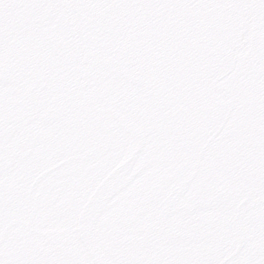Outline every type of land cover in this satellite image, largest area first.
<instances>
[{"label": "flooded vegetation", "instance_id": "af4514ba", "mask_svg": "<svg viewBox=\"0 0 264 264\" xmlns=\"http://www.w3.org/2000/svg\"><path fill=\"white\" fill-rule=\"evenodd\" d=\"M27 1L0 0V264H264V0L159 1L125 59Z\"/></svg>", "mask_w": 264, "mask_h": 264}, {"label": "rangeland", "instance_id": "374dc122", "mask_svg": "<svg viewBox=\"0 0 264 264\" xmlns=\"http://www.w3.org/2000/svg\"><path fill=\"white\" fill-rule=\"evenodd\" d=\"M34 1L33 2L32 0L27 1L29 2V4H31L30 10L36 11V12L39 11L41 14L44 11H53V10L59 11L62 8L60 2L59 1L57 2L56 0L55 1L45 0L44 2H40V3L38 2V0H34ZM159 1L162 2L161 4H163L164 10H171V9L175 10V8H171V6L169 5L175 4V2H178L179 0H157V1L155 0H63V4L66 9L74 12V14H72L73 22H77L75 12H79V14L76 13L78 16L82 14L85 16H88L87 22H88L89 30L90 31H94V29L98 30V41H101V38H100L101 30L99 27V19L104 18L106 30L108 31V28H109L110 32L112 33L111 38H108L109 40L108 42H112L114 39H116L115 43H120V47L116 49V52L119 53V55L118 56L116 55V56L119 58L125 59L127 56L124 53V48L126 47L128 48L129 46L135 45L129 42V40L132 41L133 40L132 37H134L131 34L132 29L134 30L135 25H139L141 21L146 20V12L148 11H149V14L150 13L153 14L152 15L153 19H157V15L159 14L158 11L160 8ZM236 1L237 3L242 2V0H234V1L229 0V2L224 3L223 6H228L231 10H236V6H235L237 5ZM24 4L26 5V3L22 1L21 7H23ZM221 5L219 4V2L217 4V7L211 5L210 8L205 10L204 15H207V14L215 15L213 12L219 11L220 16H225L224 10H222ZM94 8H98V9L93 10ZM240 8H242V6H240ZM101 11H103L102 16H100ZM47 14L49 15V13ZM30 15L37 16L38 13H30ZM116 16L119 17L121 21V23L117 26L119 33L116 31L115 24L113 23V19ZM62 18L66 19L65 17H62ZM41 20H43V23L41 25L43 28L45 29L50 28L51 24L49 23V20H51V18L45 17V18H41ZM169 25L170 24L164 25V26L168 27ZM177 26L178 24H174L175 29L177 28ZM77 31H79V28L76 29V33L80 35V33ZM69 34H70V38L72 34V38H71V45H72L76 42L75 30L72 28ZM86 34L87 33H85V36L87 37ZM92 34L93 33H90V32L88 34L87 39L89 40V42L96 41L94 35ZM27 35H29L32 39V37L35 35H38V33L37 34L29 33ZM115 48H116V44H115ZM111 52H112V49L110 50V53H109L110 56H111ZM155 56L156 55H154V57ZM163 56L165 58H169L165 54H163ZM161 80L158 79V81H161ZM123 83H124L123 81H120V84H123ZM126 83L127 82H125V84ZM127 86H130V85H127Z\"/></svg>", "mask_w": 264, "mask_h": 264}, {"label": "water", "instance_id": "95a60500", "mask_svg": "<svg viewBox=\"0 0 264 264\" xmlns=\"http://www.w3.org/2000/svg\"><path fill=\"white\" fill-rule=\"evenodd\" d=\"M44 42L48 48H51L62 58L67 57L68 39L66 37L59 36L53 32H47L44 36Z\"/></svg>", "mask_w": 264, "mask_h": 264}, {"label": "trees", "instance_id": "16d2710c", "mask_svg": "<svg viewBox=\"0 0 264 264\" xmlns=\"http://www.w3.org/2000/svg\"><path fill=\"white\" fill-rule=\"evenodd\" d=\"M95 9H98V8H94L93 10H95Z\"/></svg>", "mask_w": 264, "mask_h": 264}]
</instances>
